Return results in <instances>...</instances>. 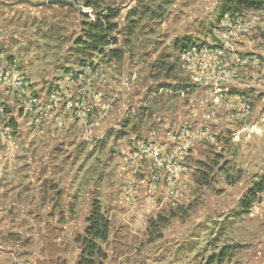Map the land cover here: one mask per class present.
<instances>
[{
	"label": "rangeland",
	"instance_id": "1",
	"mask_svg": "<svg viewBox=\"0 0 264 264\" xmlns=\"http://www.w3.org/2000/svg\"><path fill=\"white\" fill-rule=\"evenodd\" d=\"M0 1V48L25 57L36 84L45 82L49 86L54 75L85 64L91 65L92 74L99 64H103V68L114 65L116 70L125 68L127 73L123 77L127 76L124 79H129V83L135 82L134 91L137 87L141 90L134 92L136 96V93L146 95L148 88L156 89L160 80L171 83L178 78V88L187 85L183 84L185 81L191 84L177 59L179 48H175L174 41L208 43L221 19L220 7L226 0H95L89 7L72 0L74 7L39 4L44 0ZM107 10L118 13L111 20L116 28L110 34L116 42L104 47L102 53L87 51L88 24ZM259 13L260 27L249 41L264 47V8ZM78 38L86 44L77 42ZM4 50L0 52L7 54ZM96 79L97 75L94 85ZM164 94L167 98L173 93L165 90ZM123 107L121 105V109ZM74 110L73 106L68 108L74 122L85 128L94 117H99L97 109L95 114L90 108L87 123L82 124L73 117ZM136 113L133 115L141 114ZM25 120L31 118L27 115L20 120L22 130ZM22 130L16 161L7 162L1 169L0 209L5 206L7 209L0 214V264H76L87 217L95 201L100 203L110 228L108 239L101 243L105 253L103 264H228L225 260L217 262L216 257L213 260L223 246L234 247L226 258L235 262L229 264H251L244 259L252 260V257L260 263L256 251L264 242V223L248 215L249 207L245 212L239 208L243 193L254 180L250 176L245 181H235L232 176L239 163L238 151L228 160L222 152L202 150L198 153L196 169L191 171L183 196L173 200L159 198L155 208L151 205L147 206L149 209L143 204L141 207L122 205L121 194L114 193V181L119 175L121 155L123 162L124 153L119 152L123 142L118 144V139L111 142L116 134L120 141L128 138L129 131L122 123L110 139L108 135L98 138L96 147L89 151L85 145L81 150L83 160L78 167L84 165L85 181L82 184L84 197L79 200L82 204L77 213L73 210L69 216L61 214L59 218L63 223H57L54 219L50 221L45 210L40 213L17 211L19 201L23 204L29 200L27 195H21L29 193V177L35 172L32 169L37 168L36 156L28 150V138L22 137ZM87 153H95L94 159L84 161ZM68 154L77 153L69 151ZM193 159L194 156L189 162ZM71 162H66L67 169ZM113 163H116L115 168H112ZM238 172L243 173V170ZM16 189L22 191L21 194L15 196ZM7 221L9 223L4 225ZM260 250L264 253V246Z\"/></svg>",
	"mask_w": 264,
	"mask_h": 264
},
{
	"label": "crops",
	"instance_id": "2",
	"mask_svg": "<svg viewBox=\"0 0 264 264\" xmlns=\"http://www.w3.org/2000/svg\"><path fill=\"white\" fill-rule=\"evenodd\" d=\"M243 47L255 52L259 57V62L246 70L240 71L238 77L235 78L236 83L226 87L223 92V105L215 108L211 116V120H217V123L212 125L210 129L214 143H206L194 148L188 157L189 172L184 177L182 189L184 195L187 183L191 179V171L196 169V157H199L198 153L200 154L202 150L206 152L214 151L215 153L222 152L226 160L230 159L235 151H238L239 163H237L238 167L232 175L236 179L235 181L241 179L245 181L251 176L254 180L252 181L253 184L259 182L262 177L264 178V174H262L264 172V47L255 46L253 40L244 43ZM112 66L103 68V64H99L96 67L97 82L95 88L103 91L105 99L109 100L112 106L105 117H94L90 126L86 128L74 122L71 112L61 127H54L48 123L38 130L37 125L31 128V120H25L22 123L24 129L27 128L28 133L25 134V130H22L21 135L28 138V150L36 156L34 164L37 168L32 169L35 172H32L29 177V193L21 195H27L29 200L23 204L19 201L16 207L17 211L27 210L28 213H40L45 210L50 215V221L52 222L54 219L57 223H63L59 218L61 214L69 216L73 210L77 213V208L82 204L79 200L84 197L82 184L85 183L84 165L78 167V164L83 160L81 150L85 145L89 147V151L96 147L98 138H106V135H108L107 138L110 139L114 130H120L122 123H125V128L129 131L128 138L120 141V137L117 138L118 135L116 134L111 142L115 139H118V144L123 142V147H120L122 149L119 151L123 154L127 152L130 146L127 145L128 141L141 139L139 137L145 138L152 133H157L158 144L164 147L166 135L169 131L184 125H198L203 121L202 117L206 113L205 108L211 104L214 96L211 90L197 87L192 82L190 84L186 81L183 84L187 83V85L178 88L177 81L179 80L174 78L171 83L169 82L170 84L160 80L156 85V89L148 88L147 90L146 88V95L136 93L135 96L134 92H141V90L135 87L134 91V81L130 83L129 87L123 86L121 83L130 81L124 79L127 76L123 77L127 73L125 68L120 67V70H116L115 66ZM103 70L105 71L103 72ZM33 81L37 82L36 80ZM165 90L173 93L170 96L171 98L169 96L165 97ZM181 90L183 93H177ZM67 94L73 102L79 96L77 88L74 87H70ZM242 96L250 98L252 112L246 119L237 120L234 118V110L231 108V104H235L237 99ZM121 105L124 106L123 109H121ZM135 112L141 114L133 115ZM29 127L32 129L31 131ZM234 132H239L240 139L238 141L232 138ZM69 151H75L77 154L70 155L68 154ZM94 155L95 153H87L84 161L94 159ZM192 156L195 159H193V162H189ZM121 157L122 155L119 156L118 162L119 175L117 180L115 177L114 181V193L121 194L122 205L141 207V204H143L146 208L147 206L150 208L145 193L139 190L138 175L132 174L134 164L123 163ZM71 160L72 162L69 163L70 169H67V163ZM11 161H16V159L8 162ZM115 164H112V168H115ZM44 166L49 168L45 170ZM123 167L125 170H122ZM74 168H76L75 173ZM238 169L243 170L244 174L239 173ZM229 173H232L231 170ZM21 192L16 189L14 191L15 196L18 193L21 194ZM6 209V206L4 209H0V214L1 210ZM15 222H18V218ZM8 223L9 221L3 222L4 225ZM246 260L247 262L250 261L251 264L259 263L253 257L252 260L245 258L244 261ZM225 261L228 264L229 262H235L230 258H226Z\"/></svg>",
	"mask_w": 264,
	"mask_h": 264
},
{
	"label": "built area",
	"instance_id": "3",
	"mask_svg": "<svg viewBox=\"0 0 264 264\" xmlns=\"http://www.w3.org/2000/svg\"><path fill=\"white\" fill-rule=\"evenodd\" d=\"M260 23L257 10L226 13L208 43L193 42L178 51L177 59L190 81L197 87L211 90L214 96L205 108L203 121L169 131L164 147L158 144V134L152 133L134 140L123 154V163L134 164L132 174L138 175L139 190L145 193L153 208L159 198L173 200L182 196L191 151L200 145L214 143L210 129L217 120H211V116L215 108L223 105V92L236 83L235 78L240 71L259 62L258 55L243 44L250 42L249 37L260 27ZM94 73H91V65L85 64L54 75L49 86L45 82L36 84L31 79L25 57L0 52V176L2 167L19 155L18 140L22 130L19 125L27 115L31 118V128L37 125L38 130L48 123L54 127L63 126L70 114L68 108L72 106L75 109L73 117L82 124L87 123L90 108L95 114L97 109L101 117L108 115L112 106L107 99L101 102L105 95L95 88ZM121 83L126 87L130 84L129 81ZM70 87L77 88L79 95L74 102L67 94ZM231 108L234 118L246 119L251 115L252 102L249 97L242 96L231 104ZM23 130L27 128L23 127ZM232 138L238 141L239 132H234ZM248 215L264 223V186L250 203ZM263 246L264 242L259 245L260 248ZM260 248L256 256L261 259L259 264H264V253Z\"/></svg>",
	"mask_w": 264,
	"mask_h": 264
},
{
	"label": "trees",
	"instance_id": "4",
	"mask_svg": "<svg viewBox=\"0 0 264 264\" xmlns=\"http://www.w3.org/2000/svg\"><path fill=\"white\" fill-rule=\"evenodd\" d=\"M75 2H82L85 7L93 6L95 0H72ZM264 8V0H226L220 7L219 16H223L226 13L241 12L245 10H262ZM107 13L96 17L95 22L88 24V32L86 35L87 51H93L102 53V49L110 44L116 42L110 34L116 28L111 23V20L116 18L118 13L112 10H107ZM80 38L77 42L86 44ZM191 43L184 42L183 40L176 39L174 41L175 48L179 50L188 47ZM86 50V49H85ZM112 55L117 52L109 51ZM235 180V179H234ZM264 181L254 182L246 193L242 196L239 204V208L242 212H245L250 203L254 200L255 194L263 189ZM199 183V182H198ZM109 221L103 214L100 203L95 201L92 203L90 213L87 217V226L85 228V236L82 239L80 253L76 264H103L105 259V253L101 247V243L105 242L109 237ZM234 248L233 246H223L218 251L217 255L213 256L217 262L224 261L226 257L230 255L229 250Z\"/></svg>",
	"mask_w": 264,
	"mask_h": 264
},
{
	"label": "water",
	"instance_id": "5",
	"mask_svg": "<svg viewBox=\"0 0 264 264\" xmlns=\"http://www.w3.org/2000/svg\"><path fill=\"white\" fill-rule=\"evenodd\" d=\"M0 2H2V1H0ZM3 3H7V2H3ZM39 4H43V5H62V6L74 7L72 1H70V0H50V1L43 2V3H39Z\"/></svg>",
	"mask_w": 264,
	"mask_h": 264
}]
</instances>
